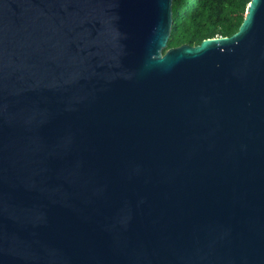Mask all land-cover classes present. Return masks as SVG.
Segmentation results:
<instances>
[{
	"label": "water",
	"instance_id": "obj_1",
	"mask_svg": "<svg viewBox=\"0 0 264 264\" xmlns=\"http://www.w3.org/2000/svg\"><path fill=\"white\" fill-rule=\"evenodd\" d=\"M173 23L0 0V264H264V0L197 46Z\"/></svg>",
	"mask_w": 264,
	"mask_h": 264
},
{
	"label": "trees",
	"instance_id": "obj_2",
	"mask_svg": "<svg viewBox=\"0 0 264 264\" xmlns=\"http://www.w3.org/2000/svg\"><path fill=\"white\" fill-rule=\"evenodd\" d=\"M250 3L251 0H173L174 23L167 50L233 36L243 24Z\"/></svg>",
	"mask_w": 264,
	"mask_h": 264
}]
</instances>
